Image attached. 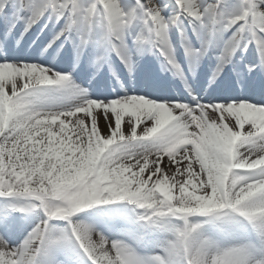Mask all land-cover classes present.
<instances>
[{"label":"snow or ice","instance_id":"6c2138e0","mask_svg":"<svg viewBox=\"0 0 264 264\" xmlns=\"http://www.w3.org/2000/svg\"><path fill=\"white\" fill-rule=\"evenodd\" d=\"M176 4L180 14L167 19L155 0H135L127 9L120 0H12L11 8L13 16L24 19L25 32L47 7L52 9L57 22L65 19L44 51L76 28L75 48L79 57L91 33L99 27L102 29L99 42L107 44L108 50L121 59L130 73L134 70V61L126 30L138 23L142 27L133 38V43L139 45L138 51H151L162 45L160 51L167 64L181 78L183 72L175 60L168 28L176 25L183 36L180 15L187 14L194 19V30L202 39L199 49L185 44L190 58L203 56L217 36L227 31L232 33L218 57L213 82L233 55L240 50L247 52L249 45L255 46L258 55L255 63L245 65L246 72L264 73V0H235L231 10L223 12L219 9L224 0H176ZM7 5L8 0H0V14L7 15ZM20 13L28 15L20 16ZM102 59L97 57L98 62ZM0 69L6 76L0 79V156L3 158L0 197H14L9 205L13 210L33 216H41L42 210L39 222L18 245H10L0 235V264H39L41 256H50L49 264H62L52 254L61 245L76 243L91 264H253L256 249L251 242L221 245L211 237L205 238L201 224L188 220L195 214L208 217L206 224L226 234L234 228H243L247 222L264 250V118L238 122L223 109L216 110L217 105L241 102L264 108V78L238 77L233 87L241 86L243 91L232 97L235 102L172 104L137 95L114 99L135 109L144 101L167 105L180 119L166 124L170 117L163 109L158 110L159 120L155 114H145L139 125L132 117H125L122 128L132 120L135 136L118 140L102 153L105 145L95 138L92 119L84 111L94 100L85 99L74 109L63 112L40 111L32 102L45 88L58 92L72 90L86 97V91L75 86L69 75L7 57L0 60ZM112 101L95 102L108 105ZM93 114L97 128L103 119L100 136L107 140L116 128V115L105 113L103 108L93 109ZM193 114L197 120H193ZM160 124L166 126L152 135L154 125ZM179 125L193 134V143L185 144L179 156L164 155L171 137L182 130ZM138 176L141 178L137 179ZM106 177H111V183L122 192L110 191L101 185L100 181ZM145 184L147 187L141 190L139 186ZM89 185L95 189L94 198L74 209V214L56 216L45 209L43 190L59 196L67 194L72 187ZM160 185H168L171 193H162ZM123 200L150 210V214L138 217L146 222L145 226L155 225L159 218L169 215L184 220L164 256H138L128 245L109 241L91 226L73 219L77 213L95 205ZM8 216L7 212L0 216V228L14 227ZM53 219L64 220L67 226L56 227L51 223ZM255 264H264V260H257Z\"/></svg>","mask_w":264,"mask_h":264},{"label":"bare ground","instance_id":"6f19581e","mask_svg":"<svg viewBox=\"0 0 264 264\" xmlns=\"http://www.w3.org/2000/svg\"><path fill=\"white\" fill-rule=\"evenodd\" d=\"M198 35V33H197ZM47 36V32H45L43 34V37ZM186 37V40L185 38ZM224 34L222 37H218L216 40L213 39V43L211 45V47L209 48L208 52L204 53L203 56L200 57H189V66L187 67V69H185L183 72V78H181V76L177 75L175 72H172V77H171V82L172 85L174 87L173 91H168V89H163V87L166 84H160L155 86L154 81L151 80L148 77V72L147 70L144 69L143 73L141 75H134L131 78V82L127 83V81H123L124 85L126 86L124 88V93H127L126 95L131 96V95H137V96H142L141 93L146 92L148 96L151 97H157L158 94H156L155 91H159L162 90L161 93L158 95L161 99H163L162 101L160 100H154L152 98L149 97H145L144 98H148L151 99L155 102H164V103H172L175 104L173 101H171V99H179L178 102L176 103H184V104H190V105H195L197 102L200 103H205L206 98L210 95H212L211 90L209 91V84H211V82H213L212 80H208V73H207V69L208 67L212 64V63H218V56L215 54V42H221L224 43L228 37H224ZM190 39H192L190 36H187L185 33L182 36L181 33L179 34H173L171 37H169V42L171 43V45H173L175 42L179 41V44L177 45L176 49L174 48L173 52H174V56L175 59H177L178 57L183 58V56L180 54L181 51L184 49L185 50V44L189 45V46H193V43L189 42ZM224 39V40H223ZM201 41V38L197 40V45L193 46V49H199L201 47V45L199 44V42ZM218 44V43H217ZM130 50H133L131 48V46H129ZM146 49V48H145ZM136 52H138L137 49H135ZM140 52V51H139ZM146 52H140L137 53L138 57H142V54ZM162 55V54H161ZM4 57H7V59L11 60V61H15V62H26V63H32V62H38V65L45 67L47 69H50L53 73H58L60 75H69L68 74V64L67 63H63L60 62V57L56 56V58L54 56H51L49 54L45 55V56H40L36 55L35 52H31L29 54H24V53H19L16 51V53L14 52L13 54H9L7 52H1L0 53V60H2ZM162 57H164V55H162ZM204 58V63H205V67H204V72L203 74L201 73L200 68H194V65H196L197 63H202ZM194 63V64H192ZM37 64V63H35ZM163 64H167V60L166 58L163 59ZM229 65V63H227V65H224L223 68H226ZM66 71V72H64ZM81 68H79L78 70H74L73 72L75 73L74 75V81L72 80L73 84L75 86H77L80 89V85L75 84V81H79L78 76H80L83 79V76L80 75ZM259 73L260 71L257 70L255 73ZM3 75V76H1ZM9 75H13V74H9ZM103 75H107L106 72L99 73L97 75V79L101 82H106L104 81V77ZM178 77V79H180L181 81L179 83L182 84L183 86V90L179 89L178 86H176V82H175V77ZM0 77L2 79H5V73L2 69H0ZM106 77V76H105ZM107 78V77H106ZM110 78V77H109ZM263 78V77H261ZM259 78V79H261ZM258 79V80H259ZM110 83L112 86H119V84H117V82L114 81L113 78H110ZM213 85V84H212ZM46 94L45 99L43 100V102L45 104L41 105L39 104L40 110H46V111H50V112H63V111H68L70 110L68 108L69 103H67L68 100L66 98V96L64 97H54L51 96L48 92L49 90L47 88L44 89ZM70 95V99L73 102L72 104V109L75 108L76 106H78L79 104H81L82 102H84L85 99H90L87 96L83 97L80 96L79 94H77L75 91L72 90H67ZM105 91V88H104ZM111 91V89H110ZM110 91H105L106 93H109ZM129 91H137L139 93L136 94H128ZM240 93L239 91H235V94ZM122 98V97H119ZM138 101L140 99L143 98H137ZM92 100V99H91ZM105 102H110V101H105ZM155 107H159V108H155ZM101 108L104 109L105 113L107 112H112L114 115H116V128L115 130L112 132L111 137H109L108 139H121V138H126V136L131 135V136H135V132L133 131V127H132V120H129V123L126 127L122 128V124L124 121L125 117H132L135 121L136 124L139 125L140 121H141V117H143L145 114H155L157 116V120H159V111L160 109H163L164 112H166L168 114V116L170 117V119L166 122V124H171L173 121H178L180 119L179 116L175 115L171 109H169L167 107V105H153V102L151 101H144V103L142 105H140L139 109H135L133 107H130L128 104L126 103H121L118 101H112L110 104L108 105H103L101 103H96L94 101H92L91 103L88 104L87 109H84V111H86L87 115L92 119V129L95 131L93 132L95 135V138H99L100 136V129L104 128V122L103 119L101 118L100 120V128L96 127V117L93 114V109L95 110H100ZM220 105L216 106V110H219ZM230 107H227L224 110L225 114H228V109ZM246 111L250 112L251 114H248V119H251V117L254 115L264 118V109L263 108H257L254 106H248V108H246ZM229 115V114H228ZM231 118H235L236 117L234 115H229ZM247 119V118H246ZM193 120H197V117L193 114ZM238 122H245L244 120H239L237 119ZM260 121L257 120V123H259ZM166 124H160L158 127L154 125L155 127V131L152 133V135H155V132L159 131V128L165 127ZM179 127L182 129L177 135H174L171 137L170 142L167 144L166 147H171L175 152L172 154V156H179L180 155V149L183 147L182 146V141L183 138H188L190 136H192V133L188 132V129L186 127H184L183 125H179ZM102 137V136H101ZM104 138V137H102ZM165 147V148H166ZM9 240V238H8ZM11 241V240H9Z\"/></svg>","mask_w":264,"mask_h":264},{"label":"rangeland","instance_id":"374dc122","mask_svg":"<svg viewBox=\"0 0 264 264\" xmlns=\"http://www.w3.org/2000/svg\"><path fill=\"white\" fill-rule=\"evenodd\" d=\"M131 1V0H130ZM33 2H37V0H33ZM155 4H156V6H158L159 7V5L158 4H161V2L160 1H158V0H155ZM232 4H234V2L233 1H229L228 2V4L225 6V11H230L231 10V5ZM40 29H41V27H40ZM6 39H7V36H6ZM19 40L20 39H17L16 40V44L18 45V43H19ZM3 42H5V43H10V38L8 39V40H5V41H3ZM48 43H46V42H42V43H40V44H37V41L35 40V39H30L28 42H27V45H26V49H27V51H31V50H33L34 48H37V52H38V54H45V53H47V52H51V53H59L60 52V50L59 49H52V47L51 48H48L47 49V51H44V49H45V46L47 45ZM1 76H3V75H1ZM0 79H2L1 77H0ZM36 97V96H35ZM33 98V100H32V102H33V104L36 102V100L35 99H38V98H40V95L37 97V98ZM244 116V118H246L247 117V114H245V115H243ZM239 117H241V115H239ZM258 116H256V115H254V117L252 116L251 117V119H244V121L245 122H250V121H252V120H254V119H256ZM93 132H95L94 130H93ZM100 136H99V140H100ZM71 139V138H70ZM122 139V138H121ZM100 142L104 145V141H102V140H100ZM112 142H114V141H111V143ZM116 142V141H115ZM188 143H193V139H192V137H188L187 139H186V144H188ZM107 148H108V146L106 147L105 146V148L104 149H102V153L104 152V151H106L107 150ZM2 164H3V158H2V156H0V166H2ZM141 177L140 176H138L137 177V179H140ZM104 181V179L103 180H101V183ZM135 182V181H134ZM133 182V183H134ZM105 184H108V186H107V190H110V191H120V192H122V189L121 188H119V187H117V185L116 184H113V183H111V181L109 180V181H106V182H104ZM161 187H167V188H169V190H171L170 189V187L168 186V185H160ZM159 186V187H160ZM141 187V189L143 190V188H142V186H140ZM145 187H147V185H145ZM160 187V189L162 190V188ZM91 188H92V186L91 185H89L88 187H84V188H80V187H72L69 191H68V193L67 194H64V193H61V195H59V196H57V195H54V194H52L50 191H48V190H43V195H44V198H45V200H46V202L50 205V208H51V210H52V213H54L55 215L56 214H58L59 212H64V210H66L65 208H66V205H67V207L68 208H70V206H71V204H72V206L74 207V205H76V206H82V205H84V204H86V203H88V201L89 200H91V199H93L94 198V196H95V191H93V190H91ZM129 189L131 190V185H129ZM90 192H93L94 193V195H90ZM1 202H5V200H3V197H0V203ZM69 202V203H68ZM71 203V204H70ZM4 206H5V208H4ZM4 206H3V208H1L0 209V214H1V216L4 214V213H9V216H8V218L11 216V215H14L15 216V224H18L19 226H21V225H23V224H26V219H24L23 218V215L21 214V212H19V211H17V209L16 210H13L12 208L11 209H9L8 210V202H6V203H4ZM121 208L119 207V205H118V203H114V205H108L107 206V213L106 214H104L103 212H97L94 216H91V217H89L87 214H82L83 212L81 211V212H79V216L80 217H82V218H84L85 219V221H83L85 224H87V225H89V226H91L95 231H97V232H99V233H101V231L99 230V228H98V226H97V228L95 229V227H94V225H93V222L95 221V220H98V219H102L103 218V220H107V223L105 224V227H104V229H105V232L107 231V233L108 234H110V235H114V238L116 237V240H117V237L122 241V242H126V241H130L131 240V238L129 237V236H127V235H125V234H122V231H125V229L124 228H118V227H115V226H111V224L113 223V222H115V221H118V222H123V219H122V217H116L115 215H119L120 213H122L121 212ZM114 211H117L118 212V214H111V212H114ZM196 215H192V216H190L189 217V222H191V223H201V219H199V217H201V216H199V217H195ZM116 217V218H115ZM80 219L81 221L83 220V219ZM107 218V219H106ZM170 219V217L169 216H165V217H161V218H159L158 219V222H157V224H155V225H153V227L155 228V229H157V230H166V231H171V229H173L174 231L176 230V228L179 226V225H177L176 223H173L171 220H169ZM198 218V219H197ZM35 219V218H34ZM53 221H51V223H52ZM96 222V221H95ZM56 223V222H55ZM97 223V222H96ZM97 225H99V224H97ZM106 225H110L109 226V229L107 230V228H106ZM17 226L16 227H13V228H11V229H13V230H17ZM203 229V232L204 233H209V234H211V236H215L214 235V233H212V231L209 229V231H207L206 229H205V227L204 228H202ZM216 229V228H215ZM236 230V233H237V235H239V236H241V235H243V233L239 230V229H235ZM118 232H121V234H118ZM102 234V233H101ZM143 233L142 232H140V235H142ZM228 234L229 233H224V234H222L220 237H216L219 241H220V244L225 240V238H226V240H229V236H228ZM168 235L170 236V237H172V235H171V233L169 232L168 233ZM106 237V236H105ZM152 237H153V239H156V238H158V235H155V234H153L152 235ZM113 238V239H114ZM113 239H108L109 241H114ZM151 238L149 237V240H150ZM115 240V241H116ZM10 245H13V246H15L14 244H12V243H10ZM154 251H156V252H158V253H160V254H164V251H163V249H162V247H161V245H157L155 248H154ZM73 254H75V255H77L76 257H75V259H76V261L74 262V264H80V263H82L83 261H84V259H86V255H85V253L83 252V251H81V249H80V247H79V244L78 243H76V244H74V245H72V246H66V245H61L60 247H58L56 250H55V252H54V254H52V255H54L55 256V258L56 259H59L60 258V256H62L64 259H66V260H69L68 262L70 263V255H73ZM42 258V259H41ZM47 258H49V259H47ZM47 259V260H46ZM49 260H50V256H41V257H39V264H46V262H48L49 263Z\"/></svg>","mask_w":264,"mask_h":264},{"label":"clouds","instance_id":"9594fccd","mask_svg":"<svg viewBox=\"0 0 264 264\" xmlns=\"http://www.w3.org/2000/svg\"><path fill=\"white\" fill-rule=\"evenodd\" d=\"M181 211H188V209H181Z\"/></svg>","mask_w":264,"mask_h":264}]
</instances>
